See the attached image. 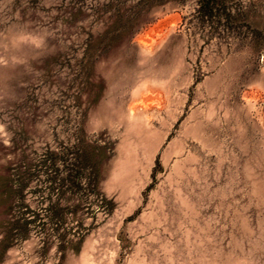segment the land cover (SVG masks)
<instances>
[{"label":"rangeland","instance_id":"obj_1","mask_svg":"<svg viewBox=\"0 0 264 264\" xmlns=\"http://www.w3.org/2000/svg\"><path fill=\"white\" fill-rule=\"evenodd\" d=\"M198 1L0 0V264H264V0Z\"/></svg>","mask_w":264,"mask_h":264},{"label":"trees","instance_id":"obj_2","mask_svg":"<svg viewBox=\"0 0 264 264\" xmlns=\"http://www.w3.org/2000/svg\"><path fill=\"white\" fill-rule=\"evenodd\" d=\"M160 1H164V0H150V1L144 0L146 4L150 2V4H152V8L158 5ZM178 1L182 2V0H178ZM229 1L230 0H199L198 1L200 4L199 12L202 14L203 17H209V18L216 17L219 19L223 18L225 19V22L229 24L233 20V14L230 12L227 5ZM147 12H148L147 9L146 11H142V9H139L136 10V12L133 15L127 16L124 12L114 10L113 13L109 16L108 20H111L112 23H114L119 27H127V26L135 27L141 23V21L143 20L142 17ZM76 162L78 166H80L82 169L86 167L85 165H87L80 154L77 155ZM90 181H92V179H90Z\"/></svg>","mask_w":264,"mask_h":264}]
</instances>
